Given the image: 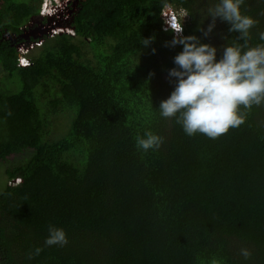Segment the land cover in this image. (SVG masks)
<instances>
[{
    "label": "trees",
    "instance_id": "1",
    "mask_svg": "<svg viewBox=\"0 0 264 264\" xmlns=\"http://www.w3.org/2000/svg\"><path fill=\"white\" fill-rule=\"evenodd\" d=\"M42 2L0 0V162L21 159L0 170V264H264V105L218 139L161 117L182 51L165 47L162 0H79L76 34L35 41L19 67L6 35H21ZM171 2L188 11L183 34L217 59L238 35L219 19L208 37L197 31L211 23L209 0ZM241 11L259 22L250 43H264V0ZM148 130L164 143L138 151ZM49 225L66 246L44 245Z\"/></svg>",
    "mask_w": 264,
    "mask_h": 264
},
{
    "label": "clouds",
    "instance_id": "2",
    "mask_svg": "<svg viewBox=\"0 0 264 264\" xmlns=\"http://www.w3.org/2000/svg\"><path fill=\"white\" fill-rule=\"evenodd\" d=\"M69 1L44 0L40 14L52 16L61 7L60 4L71 5L72 0ZM244 4L245 0H209L207 8L202 10L206 16L204 20L211 18L206 30L203 27L197 29L204 37L212 33L218 19L230 25L229 33L238 34L231 40L225 37L227 43L222 47L221 57L217 59L216 47L202 43L196 35L183 34L188 11L176 10L171 0L161 2L162 30L173 34L172 40L166 42L165 47L174 48L179 45L182 51L174 57L176 67L168 71L170 82L173 79L175 81L174 90L169 98L161 101L158 111L162 118L174 119L189 137L201 134L209 139H218L244 125L253 107L264 105V43L254 46L250 43L251 30L259 22L242 13ZM258 38L264 42V31L258 33ZM154 40V36L142 39L141 45L149 46ZM18 51L19 67L30 66L27 50L22 47ZM155 51L152 50L153 54ZM152 75L149 74L150 77ZM163 143V137L150 130L145 131L143 136L135 137L137 150L145 153L159 150ZM67 244L65 231L49 225L44 245L63 247ZM42 251L43 248L36 247L28 259L39 256ZM239 254L245 260L252 256V252L245 247L240 248ZM211 264L221 262L213 259Z\"/></svg>",
    "mask_w": 264,
    "mask_h": 264
},
{
    "label": "built area",
    "instance_id": "3",
    "mask_svg": "<svg viewBox=\"0 0 264 264\" xmlns=\"http://www.w3.org/2000/svg\"><path fill=\"white\" fill-rule=\"evenodd\" d=\"M60 5L61 7L57 8V11L54 15L42 16L40 14L38 15L40 18L37 22L34 20L29 21L28 27H30V29L25 30L21 35H6V39H13L14 42L18 43V50L23 47L29 53L30 47L36 46L35 41H38V44H42L45 37L52 38L56 35L66 33L65 30H67V28H72L71 23L74 13L78 10L77 8L79 6V0H72L71 5ZM20 40L22 43H20Z\"/></svg>",
    "mask_w": 264,
    "mask_h": 264
},
{
    "label": "rangeland",
    "instance_id": "4",
    "mask_svg": "<svg viewBox=\"0 0 264 264\" xmlns=\"http://www.w3.org/2000/svg\"><path fill=\"white\" fill-rule=\"evenodd\" d=\"M60 2H63V0H60ZM43 3H44V0H43L42 4ZM40 9H41V7H40ZM39 15H40V13H39ZM33 18H35V19H33ZM39 18H40V16L38 17V15L37 16H34V17L31 18V21L34 20V21L37 22ZM28 23L21 28V30H22L23 33H24L25 30L30 29V27H28ZM31 27H33V26H31ZM68 30H70V31H68ZM65 32L66 33H70V34H74V35L76 34L75 31L71 27L70 28H67V30H65ZM32 48H35V47H30L29 50L30 51H33ZM3 76H4V74L0 71V80L3 78ZM19 160H21V159L20 158H18L17 160L11 159V162H9V163H2V162H0V170L2 172H4L5 169L8 167V165H10V163H15L16 161H19ZM18 183H19V181L16 180L13 184H18ZM1 185H2V183H1Z\"/></svg>",
    "mask_w": 264,
    "mask_h": 264
}]
</instances>
